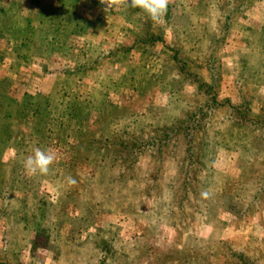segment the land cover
I'll return each instance as SVG.
<instances>
[{
    "label": "rangeland",
    "instance_id": "obj_1",
    "mask_svg": "<svg viewBox=\"0 0 264 264\" xmlns=\"http://www.w3.org/2000/svg\"><path fill=\"white\" fill-rule=\"evenodd\" d=\"M0 264H264V0H0Z\"/></svg>",
    "mask_w": 264,
    "mask_h": 264
},
{
    "label": "clouds",
    "instance_id": "obj_2",
    "mask_svg": "<svg viewBox=\"0 0 264 264\" xmlns=\"http://www.w3.org/2000/svg\"><path fill=\"white\" fill-rule=\"evenodd\" d=\"M170 0H99V5L103 11H111L114 8H133L140 9L147 14L148 18L160 23L167 13ZM57 154L51 149L35 148L32 154L28 155L22 161L25 174L29 177L48 175L51 166L54 165ZM68 186H75L77 180L72 176L66 177ZM207 192H202L201 196L208 197Z\"/></svg>",
    "mask_w": 264,
    "mask_h": 264
},
{
    "label": "trees",
    "instance_id": "obj_3",
    "mask_svg": "<svg viewBox=\"0 0 264 264\" xmlns=\"http://www.w3.org/2000/svg\"><path fill=\"white\" fill-rule=\"evenodd\" d=\"M87 22H89L90 23V21L88 20ZM92 23H95V21H93Z\"/></svg>",
    "mask_w": 264,
    "mask_h": 264
}]
</instances>
